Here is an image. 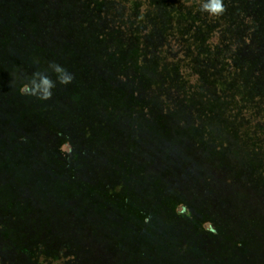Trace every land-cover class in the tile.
<instances>
[{"label":"rangeland","instance_id":"rangeland-1","mask_svg":"<svg viewBox=\"0 0 264 264\" xmlns=\"http://www.w3.org/2000/svg\"><path fill=\"white\" fill-rule=\"evenodd\" d=\"M163 14L158 13L160 17L156 23H162L165 16ZM248 45L251 43L240 40L236 48L242 49L240 64L243 76L251 74L247 75L250 84L246 86L244 79L232 82V85L228 84L230 92L228 98H222L225 99L223 103L215 97L207 99L208 108L197 110L200 113L205 111L202 121L182 117L178 109L173 110L176 104L164 105L166 102L163 96L158 98V108L156 107L154 112H150L152 106L148 107L153 103L151 98L140 96L136 99L140 105L133 103L129 95H126L134 92L133 83L127 82L124 77L122 80H112L113 83L108 86L113 87L116 95L126 99L106 101L98 96H87L76 102L81 106L78 112L66 106L71 98L68 102L61 97L47 100L32 95L26 98L23 93H28L30 89L17 93V101L8 104L10 107L7 118L0 122V129L2 126L9 128L11 125H15L12 129L20 128L23 120L18 118L17 111L23 106V116L27 114L30 118L27 123L24 122L25 128L29 130L20 129L19 134L11 133V154L7 159V152H0L2 160L6 159L0 161V185L4 180L2 185L5 184L7 188L2 193L5 203L0 200V214L28 215L30 222L34 215L36 221L35 224L31 223V226L25 225L22 231L0 225V264H164L162 252L168 251L172 255L174 247L179 243V236L183 233L180 231L186 229L187 232L193 227L185 226L187 221L196 225L197 237L192 231H188V236L182 237L183 243L179 245V252L184 256V251L186 254L189 251V255L186 260L183 257L177 264H221L222 262L210 261L216 256L220 262L219 255L222 258H230V262L229 258L223 259L222 264H225V261L226 264H253L252 256L254 258L260 247V257L254 264H264V245L261 246V240L264 242V225L255 223L257 213L264 210V193L254 197L251 186L241 188L242 181L229 178L225 169L216 168L212 171L204 168L209 166L206 163L211 156L210 148L213 149L212 157L218 155L217 160L221 152H224L221 140L208 138L207 143H199L202 146L193 145L195 149L180 147L186 145L185 143L177 146L172 143L174 136L182 137L181 130L183 134L188 133L191 137L198 136L196 126L200 127V131L206 132L200 136H212L210 132L215 131L213 118L211 114L207 116V113L211 112L212 104H219L221 108L229 104L239 105L235 110L237 117L235 116L236 124L233 129L241 135L247 131L255 135L256 125L244 131L240 125L241 123L249 127L256 121L255 107L254 110L246 109V114L243 109L244 102H239L243 99L244 86L255 96L254 101H247L248 103L253 106L257 103L264 105V95H260L261 89L252 83L255 69L243 65L247 64L248 56L252 53L255 55L251 58L256 62L255 59L261 56V52L257 50L255 53L254 48ZM230 54L233 52L224 50V55L234 69L235 62L233 63ZM188 57V54L181 55L176 61V67ZM184 62L189 64L188 61ZM202 68L201 71H196L203 82L217 81L209 64ZM154 71L159 70L155 68ZM226 73L234 76L237 69ZM55 75H52L50 80L53 86L55 84L67 88L73 80L70 69L61 71L56 78ZM65 77L70 78L67 83L62 82ZM190 78V75H184L176 81V85H188L191 90L197 76L187 84ZM156 80H153L154 84L157 83ZM196 82L198 83V80ZM100 86L105 88V83ZM1 90L4 89L0 86ZM148 93L157 97L155 89ZM73 99L75 98L72 97ZM186 100L188 102V99ZM101 102L105 103L104 106L101 105L102 108L99 105ZM189 102L199 104L204 101L190 98ZM62 104H65V107L61 108ZM122 104L125 105L117 109L122 113L117 114L115 109L110 111L113 106ZM2 106L7 104L0 98V113L4 109ZM242 113L245 114L243 117ZM126 126L132 130L134 137L132 134L128 136L130 132ZM67 129L70 130L64 132ZM31 130H38L40 133ZM90 131L91 136L86 137ZM66 133L71 134L74 139L68 140ZM232 136L230 135L228 143L234 141ZM117 140H121L122 144H116ZM175 146L180 151H177ZM99 148L106 151H100V156L95 160ZM244 156L245 151L242 150L240 153H232L234 161L237 162V169L244 166ZM202 161L205 164L199 163ZM11 162L13 165L10 166ZM106 162L108 165H105ZM178 164L182 165L181 168L175 167ZM6 165L9 166L5 167ZM2 166L7 169L5 173ZM172 170L173 173L180 172L182 175L187 171L194 174L195 189L185 190L189 200L193 201L196 196L212 201L213 205L218 206L215 209V218L200 223L203 216H197V207L187 203L182 189L179 188L187 186L184 183L185 178L175 176ZM252 170L250 166L248 172ZM174 176L177 180H171ZM2 190L0 187V194ZM219 197H225V207L230 206L229 203L237 205V210L231 212L225 211L226 208L220 209ZM240 208L246 213L250 210L251 223H247L241 214L237 216ZM252 210L255 211V217L251 215ZM226 216L236 221L231 227H220L218 232L217 226L221 223V217ZM15 219L14 223L18 225L19 220ZM34 225L37 226L33 229ZM239 230L244 231L240 233ZM235 233L238 239L234 238ZM187 237L191 239L190 250L187 247L189 244H186ZM198 238L207 260L197 247ZM28 248H33L34 254L28 252ZM129 253L133 255L129 256ZM174 258L179 259L177 256Z\"/></svg>","mask_w":264,"mask_h":264},{"label":"trees","instance_id":"trees-1","mask_svg":"<svg viewBox=\"0 0 264 264\" xmlns=\"http://www.w3.org/2000/svg\"><path fill=\"white\" fill-rule=\"evenodd\" d=\"M207 2L208 0H146L144 2L141 0H0V86L4 89L0 91V98L7 104V106H2L4 109L0 113V122H4L7 118L6 114L10 107L8 104L17 101V93L22 92V88L27 86L30 89L28 93H23L27 96L26 98L32 95L44 98L43 88L37 89L35 84H40L44 77L52 80V75L56 74V78L61 71L68 69L73 74L71 84L67 88L52 85L49 89L51 95L46 99L61 97L66 99L65 102H68L71 98L66 106L71 107L74 112H78L81 107L76 102L87 98V96H98L106 101L108 99H126V97L116 95L113 87L108 86L113 83L112 80H122L121 78L124 77L127 82L133 83L134 92L126 94L129 95L133 103L140 105L136 100L140 96L151 98L153 103L148 107L152 106L150 112H154L157 107L156 103H159L157 102L159 101L158 98L163 96L166 102L164 105L176 104L173 110L178 109L182 117L202 121L205 111L200 113L197 110L206 109L208 106L207 99L215 97L223 103L225 99L222 98H226L225 96L229 95L230 92L228 84L232 85V82L242 81V79L246 81V86L250 84L247 75L251 74L243 76L244 72L240 64L242 49L241 47L236 48L240 40L251 43L252 46L248 45V47H253L255 53L257 50L261 52V56L255 59L256 62L251 58L252 55H255L252 53L251 56H248L247 64L243 65H249L255 69L254 74H252V83L261 89L260 95H264V0H220L222 10L218 13L203 10V4ZM158 13L165 15L160 24L155 22L160 17ZM235 48L236 50H233ZM224 50L233 52L230 57L232 61L234 60L233 63L235 62L234 69H237L234 76L226 73L234 69L224 55ZM130 52H133V56ZM184 54H188L189 57L184 61H188L189 64H184L185 62L182 61L183 63L176 67L177 59ZM207 64L214 70L217 81L203 82L201 80L202 77L197 71L199 69L201 71L202 67L207 66ZM57 67L61 69L60 72L56 71ZM155 68L159 71H154ZM184 75L191 77L187 80V84L197 76L195 80H198V83L195 81V86L192 82L193 89L189 90L188 85L182 86L180 83L176 85V81L182 79ZM155 78L157 79L156 84L153 83ZM226 79H228L227 83ZM103 82L105 88L100 86ZM242 84L244 85V83ZM244 88L243 99L239 102H244L243 109L246 114H248L246 109L254 110L255 107L256 121L255 124H252L253 126L249 127L240 123L243 126L241 130H249L250 127L256 125L255 135H252L250 131L243 132L241 135L233 129V125L236 124L235 116L237 117L235 110L238 109L237 106L239 105L232 106L229 104L221 108L219 104H212L210 105L211 112L207 113V116L211 114L213 118L215 131L210 132L213 134L212 136H200L206 132L200 131V127L197 126L195 130L199 131L197 132L198 136L194 137L188 133L183 134L182 130L178 128L181 130L182 137L174 136L172 143L176 146L185 143L186 145L180 147L185 146L187 149L193 147L195 149L196 146H202L199 143H207L208 138L221 140L224 145V152H221L217 160L218 155L212 157L214 155L213 149L210 148L211 156L206 163L209 166L204 168L212 171L216 168L225 169L229 178L242 181L240 183L241 188L251 186L253 196L256 197L260 193H264V105L257 103L256 107L248 103L254 101L255 96L250 94L249 90L247 91V87L244 86ZM153 89L157 91V97L148 93ZM72 97L75 99L72 100ZM190 98L201 99L204 102L206 100V102L190 104ZM99 105L102 108L105 103L101 102ZM123 105L125 104L113 106L110 111L115 109V112L120 114L122 112L117 109ZM62 107H65V104H62ZM45 109L47 108L45 107ZM24 110L25 107L21 106V109L17 111L18 118L23 120V125L20 128L12 129L11 127L15 125H11L9 128L2 126L0 129V152H7L6 159L11 154L9 149L11 147L9 143L11 133L17 132L19 134L20 129L29 130L25 128L24 122L27 123L30 118L27 114L23 116ZM234 112L235 114H233ZM192 113H196V115L193 116ZM244 115L242 113V117ZM126 128L130 132L128 136H131L132 130L128 126ZM69 130L63 131L68 132ZM91 134L90 131L86 137L91 136ZM230 135H233L234 143H228L231 139ZM68 136L67 139L70 140L71 134ZM123 136L127 137L126 135ZM115 143L122 144V141L117 140ZM176 150L180 151L179 148ZM241 150L242 152L245 151L243 158L245 162L241 169H237V162L234 161L232 153H240ZM100 151L106 150L99 148L95 160L96 157L100 156ZM84 152L88 153L86 150ZM106 155H108L107 152ZM0 158L1 162L6 160H2L1 156ZM199 163L205 164L203 161ZM9 165H13V162ZM105 165H108L107 162ZM105 165L103 164V166ZM181 166V164L175 165L177 168H181ZM250 166L253 169L252 172H248ZM3 170L5 173L7 169L2 166ZM173 174L181 177V179L185 178L184 183L187 186H179V188L182 189L187 203L197 207L195 210L197 216H203L199 222L202 223L206 219L215 218V209L218 206L213 205L212 201L196 198V196L193 197V201L189 200V195L185 190L195 189L194 174H190V171H187L185 175L180 172ZM175 176L171 180H175ZM3 183L4 180L0 185L3 189L0 200L5 203L2 193L7 188L4 186L5 184L2 185ZM240 191L244 193L243 190ZM224 199L225 197H219L220 209L226 208L225 211L231 212L237 210V205L228 203L230 206L225 207L227 202ZM213 201L215 203L214 199ZM239 211L237 216L241 214L247 223H251L250 210L246 213L240 208ZM254 212L252 210L251 215L255 217ZM263 212L264 210H260L261 214L257 213L258 217L255 222L260 226L264 225ZM0 215V219H2L0 225L5 228L9 226L8 228L12 230L22 231L25 225L31 226V223L35 224L36 221L34 215L31 222L28 215L18 216V214H14L17 217L9 214ZM221 218V223L217 226L218 232L220 227H231L236 221L229 216ZM14 219L19 220L18 225L14 223ZM184 225L193 227L187 232L186 229L180 231L183 233L179 236V243L174 247L172 255L168 251L162 252L164 264L167 262L177 264L183 257L185 260L187 259L189 251L187 254L184 251V256H182L179 252V245L183 243L182 237L188 236V231L195 232L196 237L197 231L196 225L191 221L185 222ZM36 226L34 225L33 229ZM242 231L244 230L238 232L241 233ZM235 237L238 239L236 233ZM187 239L186 244H189L187 247L190 250L191 239L189 237ZM197 244L200 253L205 255L204 259L207 260V255L202 252L199 238ZM222 244L223 241L221 246ZM261 244V246L264 245L262 240ZM260 251L261 247L254 258L252 256L253 264L258 262ZM28 252L34 254L33 248H28ZM132 255L129 253V256ZM174 256L179 257V259H175ZM228 258H222L219 255L220 262L217 261L216 256L210 261L223 263V259L228 260Z\"/></svg>","mask_w":264,"mask_h":264},{"label":"clouds","instance_id":"clouds-1","mask_svg":"<svg viewBox=\"0 0 264 264\" xmlns=\"http://www.w3.org/2000/svg\"><path fill=\"white\" fill-rule=\"evenodd\" d=\"M203 10L210 11L212 13L220 12L222 10L220 0H208L207 3L203 4ZM56 71L60 72L61 69L59 67H57ZM69 79H70L69 77H65L62 79V82L67 83ZM33 83L35 84V81ZM51 86H52V83L47 77L42 78V82L40 84H35V87L37 89H39L41 87L43 88L44 98H48L51 95V93L49 91ZM28 90L29 89L27 86H25L24 88L21 89L22 92L28 91Z\"/></svg>","mask_w":264,"mask_h":264}]
</instances>
